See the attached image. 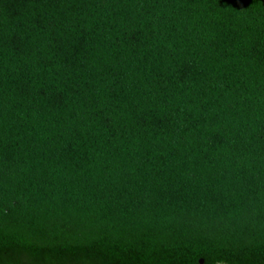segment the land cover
Segmentation results:
<instances>
[{
  "label": "trees",
  "instance_id": "16d2710c",
  "mask_svg": "<svg viewBox=\"0 0 264 264\" xmlns=\"http://www.w3.org/2000/svg\"><path fill=\"white\" fill-rule=\"evenodd\" d=\"M264 264V0H0V264Z\"/></svg>",
  "mask_w": 264,
  "mask_h": 264
},
{
  "label": "water",
  "instance_id": "95a60500",
  "mask_svg": "<svg viewBox=\"0 0 264 264\" xmlns=\"http://www.w3.org/2000/svg\"><path fill=\"white\" fill-rule=\"evenodd\" d=\"M201 264H204V261L203 260L201 261Z\"/></svg>",
  "mask_w": 264,
  "mask_h": 264
}]
</instances>
